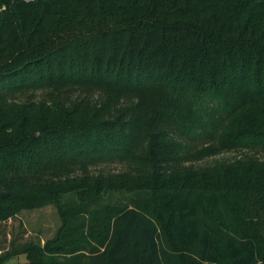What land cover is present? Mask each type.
<instances>
[{"label":"trees","instance_id":"1","mask_svg":"<svg viewBox=\"0 0 264 264\" xmlns=\"http://www.w3.org/2000/svg\"><path fill=\"white\" fill-rule=\"evenodd\" d=\"M0 264H264V0H0Z\"/></svg>","mask_w":264,"mask_h":264},{"label":"rangeland","instance_id":"2","mask_svg":"<svg viewBox=\"0 0 264 264\" xmlns=\"http://www.w3.org/2000/svg\"><path fill=\"white\" fill-rule=\"evenodd\" d=\"M232 155H236L234 153H223L216 157H231ZM213 159L207 158L200 163L202 165H207ZM112 171L118 169V166H110ZM19 216H21L24 221L26 227L30 230L31 236L36 237V241L43 245L46 241L52 240L60 228L63 225V216L61 214L60 209L57 204L52 200H47L40 205H35L32 207L21 208L17 212ZM27 256L25 253H18L13 255L9 261L10 262H18L25 261Z\"/></svg>","mask_w":264,"mask_h":264}]
</instances>
